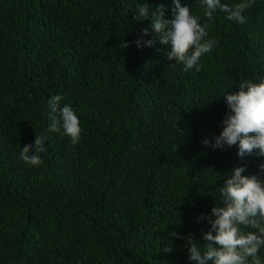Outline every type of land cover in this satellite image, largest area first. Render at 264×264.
<instances>
[{
  "label": "trees",
  "instance_id": "obj_1",
  "mask_svg": "<svg viewBox=\"0 0 264 264\" xmlns=\"http://www.w3.org/2000/svg\"><path fill=\"white\" fill-rule=\"evenodd\" d=\"M143 3L173 18L172 0H0V264H194L187 237L203 245L198 217L224 178L243 165L264 179V157L202 143L222 131L223 91L264 78V0L243 25L219 10L202 19L217 44L187 72L134 18ZM181 4L203 17L199 0ZM56 94L79 117L75 146L49 131ZM35 136L39 167L19 155Z\"/></svg>",
  "mask_w": 264,
  "mask_h": 264
},
{
  "label": "clouds",
  "instance_id": "obj_2",
  "mask_svg": "<svg viewBox=\"0 0 264 264\" xmlns=\"http://www.w3.org/2000/svg\"><path fill=\"white\" fill-rule=\"evenodd\" d=\"M172 2V19L165 18L163 4L152 9L149 3L141 4L134 18L150 21V28L158 35L159 43L169 46L166 58L182 64L187 72L194 67L199 71L200 58L211 53L217 44L215 39L207 38L210 26L207 22L214 19V13L219 10L226 13V19L243 25L247 23L245 13L255 0H240L231 6L222 3V0H199L204 7L203 17L194 15L189 4L182 5L181 0ZM202 19L207 22L202 23ZM148 33L149 29L143 30V35ZM134 43L137 47L145 46L141 39ZM154 44V40L146 42V46ZM128 46L125 41L123 47ZM238 85V91L225 89L221 94L229 110L222 121V131L212 140L204 139L202 143L214 149L238 145V156L241 158L253 152L264 157V78L258 82L244 79ZM62 99V95L56 94L48 100L52 121L49 131L60 132L63 129V135L69 137L75 146L82 138L83 128L70 104L61 107ZM45 140V136H35L34 143L21 148L20 158L31 166H41L44 161L40 154L46 151ZM259 172L264 173V163L259 165ZM243 173L245 166L235 167L218 189L219 203L212 207L210 214L198 217V220L206 219L210 225L202 233L203 245H199L192 235L187 237L188 259L194 264H208L209 261L213 264H264L260 255V250L264 248V179L257 173ZM169 236L182 238L175 230ZM164 251H172L170 243Z\"/></svg>",
  "mask_w": 264,
  "mask_h": 264
}]
</instances>
